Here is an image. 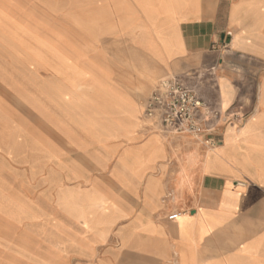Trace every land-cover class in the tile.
<instances>
[{
	"label": "crops",
	"instance_id": "crops-1",
	"mask_svg": "<svg viewBox=\"0 0 264 264\" xmlns=\"http://www.w3.org/2000/svg\"><path fill=\"white\" fill-rule=\"evenodd\" d=\"M67 4L0 0L4 212L42 214L58 264H264V0ZM171 78L199 137L144 116Z\"/></svg>",
	"mask_w": 264,
	"mask_h": 264
},
{
	"label": "rangeland",
	"instance_id": "rangeland-1",
	"mask_svg": "<svg viewBox=\"0 0 264 264\" xmlns=\"http://www.w3.org/2000/svg\"><path fill=\"white\" fill-rule=\"evenodd\" d=\"M66 1L68 11L73 12L74 0ZM11 209L4 200L0 204V264H58L56 237L44 228L43 215L4 212Z\"/></svg>",
	"mask_w": 264,
	"mask_h": 264
},
{
	"label": "built area",
	"instance_id": "built-area-1",
	"mask_svg": "<svg viewBox=\"0 0 264 264\" xmlns=\"http://www.w3.org/2000/svg\"><path fill=\"white\" fill-rule=\"evenodd\" d=\"M144 116L165 135L199 137L207 131L202 116L209 118L210 114L191 89L171 78L157 83L145 103ZM205 143L215 146L210 139Z\"/></svg>",
	"mask_w": 264,
	"mask_h": 264
}]
</instances>
